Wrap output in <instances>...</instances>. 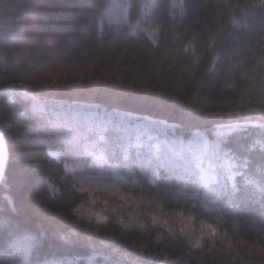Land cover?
<instances>
[{"label": "trees", "instance_id": "obj_1", "mask_svg": "<svg viewBox=\"0 0 264 264\" xmlns=\"http://www.w3.org/2000/svg\"><path fill=\"white\" fill-rule=\"evenodd\" d=\"M111 2L0 0V124H13L4 130L9 160L0 186V217L10 222L0 229V264H90V259L108 264L129 259V253L134 258L140 248L157 264L166 256L169 261L182 257L188 264H264V198L242 189L239 175L235 183L241 193L229 195L222 184L230 188L233 181L226 180L220 167L229 158L235 164L247 160L259 165L264 151L255 127L259 121L223 136L215 133L243 124L244 110L259 103L264 92V68L257 66L264 59V10L254 9L246 26H232L231 9L222 5L254 0H120L141 7L128 11L127 23H109L98 8ZM138 19L141 31L132 35ZM217 52L222 56L214 67ZM34 95L46 105L44 113L33 112ZM237 110L240 120L232 118ZM13 112L20 114L15 122ZM123 120L136 126L159 121L167 127H162L165 134L154 130L152 139L143 134L137 147L130 138L135 128L125 131ZM53 122L77 140L49 133ZM198 137L208 141L199 168L187 152V171L156 167L157 144L161 158L171 157L170 148L179 150L180 142L186 146ZM216 144L229 155L217 159L212 151ZM214 163L216 180L205 184L201 169ZM109 166H119L123 179L110 176ZM154 169L158 175L151 177ZM81 174L103 176L93 190L82 192L89 185L78 182ZM92 212L107 215V227H97L95 217L89 219ZM150 212L157 216L156 224ZM121 219L142 221L146 227L124 229ZM205 225L215 227L218 235L212 237ZM9 231H29L40 243L27 257L11 253ZM189 238H200L202 250L194 249Z\"/></svg>", "mask_w": 264, "mask_h": 264}, {"label": "snow or ice", "instance_id": "obj_2", "mask_svg": "<svg viewBox=\"0 0 264 264\" xmlns=\"http://www.w3.org/2000/svg\"><path fill=\"white\" fill-rule=\"evenodd\" d=\"M223 7L231 9V16L229 19V24L232 26H246L247 25V20L249 15L252 13L254 9H259V10H264V0H254L253 3L250 4H245L243 6L239 4H230L225 2ZM140 8L141 6L139 4L132 5V4H123V3H109V4H103L100 5L98 8V15L103 18H107L109 20V23L112 21L113 15L119 10L122 12L124 15L122 17L123 21L127 23L128 21V16L127 13L128 11L132 8ZM237 9H239V16H237ZM141 16H143V13H141ZM140 24L141 20H137L134 25L131 26V33L132 35H135L138 31H141L140 29ZM226 27V26H225ZM20 30L18 29L17 32ZM142 31L147 32L149 37H152L154 34L149 31L148 29H143ZM151 44L156 45L157 40L156 39H151ZM188 47H191V45H186L185 48L187 49ZM222 54L217 52L216 55L213 57L212 63L213 66L215 67V64L217 60L221 58ZM195 60L193 63L195 64ZM257 66L260 68H264V59H260L257 61ZM213 69H210L209 71H214ZM247 75V73H245ZM53 82H55L53 80ZM23 91V89H21ZM26 94V93H25ZM32 101V110L33 112L36 113H44L46 105L42 102L41 98L38 95H34L31 98ZM71 108V106H69ZM91 107V106H89ZM239 111L237 110V115L232 116V113L229 115L232 116L233 119H239ZM248 116L247 118L244 119L243 124H229L228 127L230 130H235V129H243L246 128L250 123L253 121H259L255 127H258L260 129V137L262 140H264V92H262L260 96L259 103H257L254 107H249L246 110H244ZM253 111H257L259 115L255 118L251 117V113ZM195 114V112H193ZM12 119L15 122V119L19 113L13 112L12 114ZM53 115L59 116V113H53ZM148 124L154 126V127H167L166 124L163 122L159 121H149ZM13 127L12 123L9 124H0V179H3L5 177V163H6V142H5V128L11 129ZM49 133H55L57 137H60L64 140H70L75 142L77 140V136H67L63 135L62 128L57 122H53V126L50 129H47ZM27 135V134H26ZM217 135H221L220 133H217ZM103 139V137H101ZM149 139H152V137H149ZM37 142V141H34ZM140 137L137 136V147L140 146ZM257 141H253L252 147L255 146ZM180 148L179 150H176V148L172 147L169 149L171 152V157H164L161 158L160 156V145L157 144L156 147V159H157V168L159 167H166L169 169H174L176 167H183L186 171L188 168L189 162L185 160V153H191L192 157L196 161V166L199 168L200 164L202 162V151L208 149V141L203 139L202 137L194 138L188 145H183V142H180ZM261 147L264 148V144H261ZM249 150V145H245V152H248ZM213 155L217 157V159H222L223 157H227L229 154L224 153L220 149V144H216L213 149ZM51 156H58V152H51L49 151L48 153ZM72 158L73 159H78V154L73 152L72 153ZM96 159L100 162H102L104 165L108 164L107 159H105L103 156H97ZM129 159L127 155V151H125L124 155V161L127 162ZM226 173V180L228 181H233L231 184V187L228 188L226 184H222V188H227L229 195H238L241 193L242 189H251L256 193H259L262 198H264V151L261 152V161L257 167H253L247 160H242L241 163L235 164L231 162V158L229 159H224L223 163L220 165ZM65 170L67 172H71L73 175H76V170L72 169L68 165L64 166ZM234 169H239V171H236ZM141 172H145L147 174V170L141 165L140 167ZM203 171V169H201ZM109 173L110 176H115L119 179H123L122 176H120V167L119 166H109ZM128 173L135 175V173L132 172L131 168H128ZM158 175V172L154 169L151 173V177H155ZM242 177L243 185L244 187L242 189L237 188V184L235 183L236 177L237 176ZM103 176V174H102ZM102 176L98 177H91V176H86L81 174L79 176V183L81 185L87 183L89 185L88 188L81 187L82 192H88L90 190L94 189V182L95 184H98L102 178ZM212 179L214 180L215 177L213 176ZM201 180L207 184L209 182V179L207 176L202 175ZM107 190V189H105ZM172 194L175 195H187L185 192H175L174 190H170ZM113 196L117 195V193L112 192L111 193ZM197 195V193H193V196ZM119 199L121 201H124L127 203V200L125 196L120 195ZM104 203H108L107 201H104ZM213 204H218L219 201H212ZM15 207V205H13ZM139 207V205H137ZM89 219L92 217H95L97 223V227L105 226L107 227L109 223V217L107 215H102L98 212H92L89 213ZM148 215L151 217V221L153 224L157 223V216L154 215L153 213H148ZM191 219V218H190ZM10 219L8 217H0V229H5L6 226L9 224ZM119 223L122 225L124 229H132L134 227H139V228H145L146 225L142 221H137L136 223H133L132 221H129L128 223H125L123 219L119 221ZM163 225L165 227L168 226V220H163ZM205 228L208 229V232L211 234L212 237H216L218 235L217 229L213 227L212 225H205ZM169 232H172V229H168ZM181 233L187 234L185 232V228L181 227L180 229ZM261 232L264 233V220L261 221ZM204 235L203 230L201 232V237ZM158 240H161V237H157ZM40 243L39 237L36 234H32L29 231H23V232H11L9 231L7 233V240H6V245L7 249L11 253H23L25 257L29 256L31 252L33 251L34 248L38 246ZM189 244L192 245L194 249H200L202 250V245H201V239L197 238L195 242L192 241L191 238H189L188 241ZM229 249H231V245H229ZM114 252L119 253L118 249H113ZM146 249L140 248L137 251V254H135L134 258H131L133 256L132 253H129V259H121V260H116V261H108V264H157V262L151 258L152 254L149 253V256L145 257L142 255ZM90 264H92V261L90 259ZM160 264H188V261L184 260L182 257H172L171 261H169V258L166 256L163 261L160 262ZM229 264H231V261H229Z\"/></svg>", "mask_w": 264, "mask_h": 264}, {"label": "rangeland", "instance_id": "obj_3", "mask_svg": "<svg viewBox=\"0 0 264 264\" xmlns=\"http://www.w3.org/2000/svg\"><path fill=\"white\" fill-rule=\"evenodd\" d=\"M116 2V3H121L120 0H112L111 3ZM123 13L120 12L119 10H117V12L113 15L112 19L117 21V22H123ZM86 114V113H84ZM91 116L93 115V113H89ZM85 116H89V115H85ZM123 124V128L125 129V131H131L135 128V133L134 135H131V140L134 139V141L137 143V136L142 137L143 134H145V139L148 138L149 136H155V132L159 131L162 134H165V130L162 127H154V126H146L145 124H139L138 126H136L134 123H130L126 120L122 121ZM236 130V129H235ZM234 130H230L229 127L228 128H219L216 130V134L220 133L221 135L219 136H223L226 135L230 132H232ZM156 145V144H155ZM218 165L217 164H212L210 166H206L205 168H203V175L207 176L209 180L215 181L216 180V175L218 174ZM215 177V179L213 180L212 177Z\"/></svg>", "mask_w": 264, "mask_h": 264}, {"label": "water", "instance_id": "obj_4", "mask_svg": "<svg viewBox=\"0 0 264 264\" xmlns=\"http://www.w3.org/2000/svg\"><path fill=\"white\" fill-rule=\"evenodd\" d=\"M5 142H6V163H5V172H6L7 165H8V160H9V150H8V145H7L6 138H5ZM3 179H0V186H1L2 182H3Z\"/></svg>", "mask_w": 264, "mask_h": 264}]
</instances>
